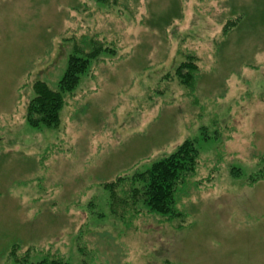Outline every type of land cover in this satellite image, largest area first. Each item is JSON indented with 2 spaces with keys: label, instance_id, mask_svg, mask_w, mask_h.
I'll use <instances>...</instances> for the list:
<instances>
[{
  "label": "rangeland",
  "instance_id": "rangeland-1",
  "mask_svg": "<svg viewBox=\"0 0 264 264\" xmlns=\"http://www.w3.org/2000/svg\"><path fill=\"white\" fill-rule=\"evenodd\" d=\"M94 44L59 123L32 127L33 83L58 90ZM185 140L181 215L113 214L104 185ZM56 257L264 264V0H0V264Z\"/></svg>",
  "mask_w": 264,
  "mask_h": 264
},
{
  "label": "trees",
  "instance_id": "trees-1",
  "mask_svg": "<svg viewBox=\"0 0 264 264\" xmlns=\"http://www.w3.org/2000/svg\"><path fill=\"white\" fill-rule=\"evenodd\" d=\"M236 23V22H235ZM235 23H231V26ZM92 45V43H91ZM103 48L95 45L84 53L77 45L68 58L67 68L58 82V90L51 89L44 81L36 80L32 85L34 97L27 107V121L32 127L39 125L56 126L59 123V110L64 104L63 94L72 91L79 82V76L85 72L88 61L98 56ZM196 67L193 63H181L177 69L182 82L191 85V71ZM183 70L186 72L183 73ZM198 149L191 140L183 141L174 152L153 162L149 168L134 172L124 185L123 176L104 185L109 192L111 212L123 217L133 212H140L143 207L151 214L169 216V219L180 216L176 207V192L184 184L186 177L195 172L198 161ZM119 186V187H118ZM11 255L15 257L18 245H13ZM9 249V250H10ZM24 257L23 261H26ZM35 264H66L63 258L40 260Z\"/></svg>",
  "mask_w": 264,
  "mask_h": 264
}]
</instances>
